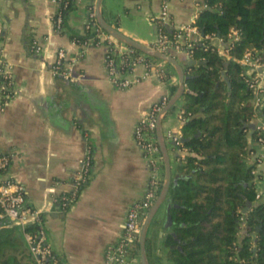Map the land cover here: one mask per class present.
<instances>
[{"label": "crops", "instance_id": "crops-1", "mask_svg": "<svg viewBox=\"0 0 264 264\" xmlns=\"http://www.w3.org/2000/svg\"><path fill=\"white\" fill-rule=\"evenodd\" d=\"M161 1L102 0L101 11L124 34L151 44ZM89 3L74 0L63 30L57 31L51 16L58 5L51 0H0V57L9 65L13 92L8 100H0V153L11 154L0 179L11 177L23 184L33 206L45 207L50 201L44 213L47 239L62 264L103 263L105 247L118 240L126 211L143 195L149 175L134 139L135 124L153 101L164 93L171 97L179 87L177 70L168 61L169 79L152 76L126 88L114 86L104 65L106 47H85L70 36L84 32ZM169 9L167 28L173 30L194 19L196 1L170 0ZM58 47L66 49L71 63L68 77L51 68ZM173 56L187 73L189 57L182 52ZM142 70L136 65L135 73ZM169 85H177L173 94ZM183 104L176 102L163 115L162 132L175 128L184 136V120L178 118ZM164 140L172 177L191 172L180 169L185 163L182 150ZM183 143V150H189ZM162 166L163 184L164 161ZM84 170L86 180L72 197L74 182ZM165 206L166 201L157 212L162 224L153 257L159 264L166 263L161 242L170 228L163 226ZM7 227H14L12 235L20 239L15 244L32 261L22 227L0 217V229ZM15 255L21 260L20 253ZM129 261L139 264L132 254Z\"/></svg>", "mask_w": 264, "mask_h": 264}, {"label": "trees", "instance_id": "trees-1", "mask_svg": "<svg viewBox=\"0 0 264 264\" xmlns=\"http://www.w3.org/2000/svg\"><path fill=\"white\" fill-rule=\"evenodd\" d=\"M205 2L207 7L200 9L196 24L205 33H218L228 44L230 57L220 55L204 41L193 47L197 63L186 67L190 76L185 82L192 92L183 93L187 98L183 106L191 114L184 120L182 131L191 137L183 146L202 157L185 156L180 169L192 174L168 189L172 225L161 242L164 264H264V204L257 201L242 211L247 200L256 202L253 164L247 158L256 130L248 133L253 116L251 91L237 61L247 48L264 56V0ZM72 6L70 0L63 11L64 19ZM235 33L238 39H233ZM70 36L82 42L95 34L84 29L82 34L73 32ZM222 71L227 80L221 79ZM176 88L169 85L170 94ZM261 178L264 180V174ZM161 224L156 213L147 229L145 249L150 264H159L153 256ZM34 228L28 224L23 231ZM13 229H0V264H34L32 257L29 261L24 249L15 244L20 239L12 235ZM131 254L141 264L138 241Z\"/></svg>", "mask_w": 264, "mask_h": 264}, {"label": "built area", "instance_id": "built-area-1", "mask_svg": "<svg viewBox=\"0 0 264 264\" xmlns=\"http://www.w3.org/2000/svg\"><path fill=\"white\" fill-rule=\"evenodd\" d=\"M51 1L58 5L51 16L54 30H63V11L70 0ZM89 1L84 29H90L95 36H91L82 42L74 41L85 47L92 44H103L106 47L104 65L114 86L126 88L152 76L162 79L171 78L172 74L166 68L164 60L149 58L151 55L114 38L104 30L96 17V0ZM195 1L197 11L194 14V19L189 23L176 26L173 30H168L170 0H162L160 11L154 19L157 29L156 37L154 42L148 45L164 53L173 55L175 52H182L189 58H193V47L205 41L206 44H212L220 55L225 58L230 57L228 44L223 42L215 31L206 33L203 31L202 33V30L196 24L200 9L207 7V3L205 0ZM238 37V34L235 33L233 39H238ZM262 50L264 51V47ZM237 61L243 67L242 75L251 91L253 116L250 122L254 123L252 131L256 130V138L250 145L253 150L250 151L247 157L253 164L251 173L256 184L254 199L264 204V180L261 178L264 174V56L259 55L257 50L253 48H247ZM70 64L67 61L66 49L58 47L54 64L51 67L52 71L61 77H68L70 75ZM138 64L143 66V70L139 74L135 73V67ZM0 76V100L6 101L12 96L13 92L10 86L9 65L1 57ZM169 99V93L162 94L147 107L135 124L134 139L148 164L149 175L143 195L134 201L126 211L118 240L109 243L105 247L102 264L128 263L132 248L138 241L143 218L161 189L163 158L157 141L156 121ZM190 114V111L180 108L178 118L185 120ZM163 134L165 139L169 140L179 153L183 150L180 131L175 128H167ZM10 155L9 153H0V174L5 173L7 170ZM87 158L88 155L86 156V164H88ZM85 180L86 172L84 170L74 182L72 197L76 196ZM258 184H260V187H258ZM65 198L63 197V199ZM48 204H50V201H48ZM48 204L45 207L31 205L26 200L23 184L11 177L0 179V217L7 218L22 227V229L28 224L35 225L33 230L24 231L28 252L34 264H62L47 239L44 213L49 209Z\"/></svg>", "mask_w": 264, "mask_h": 264}, {"label": "water", "instance_id": "water-1", "mask_svg": "<svg viewBox=\"0 0 264 264\" xmlns=\"http://www.w3.org/2000/svg\"><path fill=\"white\" fill-rule=\"evenodd\" d=\"M101 3H102V0H96V17H97L99 24L102 26V28L104 30H106L114 38L121 40V41H124L128 45H130V46H132L138 50H141V51H143V52H145L151 56L157 57V58L162 59L164 61L171 62L175 66L177 73L179 75V87L175 91V93L170 97L169 101L167 102V104L163 108L162 112L158 115L157 121H156V135H157V141H158V144L160 146L162 156H163V161H164V166H165V179H164V182L162 184V187H161L156 199L154 200V202L152 203V205L150 206L146 215L143 218L140 233H139V238H138L141 264H150L149 259H148L147 254H146V249H145L146 234H147V229L149 227V224H150L151 220L153 219V217L158 212L159 208L164 203V201H166L163 226L170 227L172 225V216L170 213V207H171L172 203L170 200L167 199L168 189H169L170 185L175 184L178 181V179L188 178L192 174V172L182 173L180 175H175L172 177L170 159H169L168 151L166 148V144H165V140H164V136H163V132H162L163 115L178 101V99L183 95L184 92H192V90L190 88H188L186 86V83H185V80L190 75L185 73L183 65L180 64L173 55L161 52V51L153 48L152 46H150L146 43L138 41V40L124 34L119 29H117L115 26L108 23L102 15ZM202 33H203V30H202ZM187 63H188V65H194L197 63V60L194 58H188ZM221 75H222L223 79L227 80V76L225 75L224 71L221 72ZM248 127H250L252 130L254 128V123L249 122ZM189 139H190V137H187V136L181 137L182 142H186ZM181 153L184 156H195L198 158L202 157L197 152L190 151V150H182ZM252 203L256 204L257 201L252 202L250 200H247L246 205L242 209V211L246 212V210L248 209V207ZM172 234L176 237V234L174 231L172 232ZM161 235H162V231L159 232V236H161Z\"/></svg>", "mask_w": 264, "mask_h": 264}, {"label": "rangeland", "instance_id": "rangeland-1", "mask_svg": "<svg viewBox=\"0 0 264 264\" xmlns=\"http://www.w3.org/2000/svg\"><path fill=\"white\" fill-rule=\"evenodd\" d=\"M185 100H187V98L185 97V95H182L181 98L178 99L177 103L179 104V103H181V102H183V101H185ZM177 106H178V105H177ZM152 260H153V262H156V260H154V259H152ZM129 262H130V261H129ZM129 262H128L127 264H129ZM157 263H159L158 260H157Z\"/></svg>", "mask_w": 264, "mask_h": 264}]
</instances>
